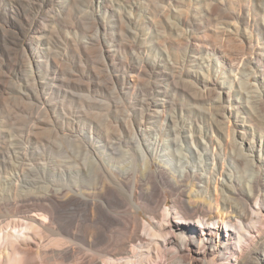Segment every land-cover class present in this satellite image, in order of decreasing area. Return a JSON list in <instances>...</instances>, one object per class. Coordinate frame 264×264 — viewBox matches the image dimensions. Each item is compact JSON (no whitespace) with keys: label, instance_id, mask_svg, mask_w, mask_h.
<instances>
[{"label":"rangeland","instance_id":"obj_1","mask_svg":"<svg viewBox=\"0 0 264 264\" xmlns=\"http://www.w3.org/2000/svg\"><path fill=\"white\" fill-rule=\"evenodd\" d=\"M220 87L227 97H219ZM249 113L262 125L244 137L257 144L264 138V0H0V188L16 173L55 168L62 157L75 155L76 141L126 144L140 130L145 137L159 135L160 125L162 140H173V124L192 126L191 135L179 137L180 148L172 146L173 156L181 150L182 161L195 166L206 148L218 149L210 142L213 129L226 154V172L239 174L242 166L228 160L235 149L225 141H238L241 121H253ZM162 184L154 200L166 199L172 221L176 195L182 193L188 208L207 198L193 179L175 191ZM115 188L123 205L110 207L109 216L152 222L145 209L132 208L145 206L141 194L132 201L129 187ZM31 204H19L20 210ZM13 208L0 209L4 231L15 218ZM258 208L262 224L256 223ZM76 214L84 216L85 208ZM251 223L262 233L264 205L249 203L245 225ZM93 227L84 216L79 230ZM111 232L126 235L116 224L108 227ZM251 233L262 239L257 230ZM139 234L144 236L142 228ZM103 247L76 241L75 257L88 261Z\"/></svg>","mask_w":264,"mask_h":264},{"label":"bare ground","instance_id":"obj_2","mask_svg":"<svg viewBox=\"0 0 264 264\" xmlns=\"http://www.w3.org/2000/svg\"><path fill=\"white\" fill-rule=\"evenodd\" d=\"M228 94L226 88L220 87V98ZM255 114L248 115L253 118L251 115ZM240 124L242 131L238 141H225L226 146L235 149L232 151L234 156L228 160L237 168L242 166V170L238 168L239 174L226 172V154H222L220 143L213 138V129L209 138L218 149L214 145L206 148L199 154L195 166L182 161L186 155L181 150L173 156V149L180 148L179 137L187 136L186 131L192 134V126L178 127L177 124L172 125L176 130L173 140H162L160 135L165 132V127L161 125L157 130L159 135L145 137L140 130V134H134L126 144L87 137V145L76 141L72 146L77 150L75 155L62 157L55 162V168L16 173L7 188H0V209L3 205H12L15 217L8 224L9 230L0 228V264H34L36 259L40 264L50 261L56 264H145L146 261L263 264L264 253H259L260 247L264 246V230L258 232V224L263 223L260 208L254 211L259 216L258 224L245 225V222L249 203L254 201L257 206L264 205L261 195L264 138L260 135L261 140L256 144L244 137L246 130L252 131L262 123L254 117L252 122L241 121ZM215 129L226 131L222 125H216ZM204 130L199 127L198 133L203 135ZM115 159H123V162L119 164ZM189 179L195 181L197 190L205 193L207 198L195 202V208H188L182 193L176 195L172 221L169 211L164 209L166 199L154 200L158 196V182L175 191ZM243 186L247 187L245 193ZM115 187H129L132 201L141 194L145 206L136 203L132 208L145 209L152 222H140L135 215L128 218L121 213L118 218L109 216L110 207L123 205ZM110 195L116 201H110ZM28 202L32 203L29 210L22 212L19 204ZM81 208H85V219L94 226L82 232L79 228L84 216L81 218L76 214ZM214 210L222 213H214ZM127 212L133 214L130 208ZM115 224L126 235L120 236L116 232L107 235L108 227ZM140 228L144 236L139 234ZM251 230H257L262 239H255ZM47 233L56 238L50 239ZM48 238L49 243L44 244ZM76 241L91 249L98 244H104V247L99 252L93 251L90 260L79 262L75 257Z\"/></svg>","mask_w":264,"mask_h":264}]
</instances>
